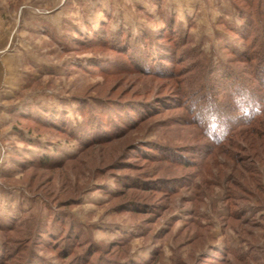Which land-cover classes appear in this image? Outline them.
<instances>
[{
  "label": "rangeland",
  "instance_id": "374dc122",
  "mask_svg": "<svg viewBox=\"0 0 264 264\" xmlns=\"http://www.w3.org/2000/svg\"><path fill=\"white\" fill-rule=\"evenodd\" d=\"M236 1L0 0V221L16 220L0 230V241L18 251L49 225L60 231L51 221L56 208L68 210L113 258L144 262L156 251L150 264H264V135L249 138L244 151L225 145L239 161L222 147L215 152L203 130L210 133L209 109L198 99L207 92L180 91L184 70L169 77L145 72L120 47L88 49L77 42L80 33L93 37L90 25L103 23L129 29L132 38L143 29L162 33L165 11L184 24L190 46L203 54L198 60L228 59L224 44L236 42L231 30L245 19ZM258 4L264 9V0H256L255 11ZM117 62L125 65L115 70ZM151 66L145 63L152 71L164 67ZM101 101L109 112L120 108L113 102L126 107L132 101H151L157 110L116 138L86 146L50 117L42 119L50 108L77 122L81 104L95 108ZM142 141L165 145L174 161L188 165L146 160L133 149ZM41 157L63 163L26 164ZM123 176L138 178L137 184L121 187ZM167 181L177 184L167 190L175 184ZM124 234L132 235L126 245L110 246ZM36 252L57 263L56 245L38 244Z\"/></svg>",
  "mask_w": 264,
  "mask_h": 264
},
{
  "label": "trees",
  "instance_id": "16d2710c",
  "mask_svg": "<svg viewBox=\"0 0 264 264\" xmlns=\"http://www.w3.org/2000/svg\"><path fill=\"white\" fill-rule=\"evenodd\" d=\"M254 1L256 0L236 1L239 13L245 19L240 27L230 29L236 38V42L224 44L223 49H225L228 59L220 55L217 59L208 56L198 60L197 57L199 58L203 54L198 56L190 46V36L185 34L184 24L177 21L175 15L165 11L163 14H165L164 18L168 24L162 33L143 29L137 37L132 38L129 29L120 27L118 30H113L108 23H103L99 28L89 26L93 32V37L90 39H84L86 38L83 37L85 35L79 32L82 37L77 42L86 48L88 47V49L95 47L117 50L120 47L123 50L121 53L128 55L133 66H138L140 70L145 72H157L161 76L169 77L184 70L180 91H183L185 87L188 89L187 91H192L190 86H196L207 92L200 96L196 93L195 95L199 96L198 99L205 100L204 104L209 109L208 116L212 120V124L208 126L210 133L206 129L203 130L214 141L212 144L215 152L217 149L221 150L222 147L225 149V153L230 152V156L239 161V154L227 150L225 145L232 144L244 151L249 138H253V135H264V131L261 130L264 127V84H261L264 82V9L258 4L255 11ZM257 1L260 3V0ZM177 24L178 29L176 28ZM160 39L167 45H162ZM98 61H101L104 68L110 67L108 66L110 64L106 62L107 60ZM145 63H150L151 67L155 64H162L164 67L152 71L145 67ZM123 64L125 65V63ZM123 64L117 62L113 68L118 70L124 66ZM252 69L253 71H251ZM205 74L206 79L204 78ZM257 81H261L260 84ZM107 104L101 101L94 104L95 108L86 103L81 104L82 106H79L77 111L80 112L82 120L77 122H73L67 112L55 111L50 108L43 109L45 115L42 119H47L44 118L45 116L50 117L49 119L54 121L53 123L57 125L60 131L73 136L76 141H83L86 146L116 138L125 130L135 128L157 110L151 101H132L129 104H124L126 107L120 105L121 103L115 104L113 102L117 108L118 106L120 108L111 112H109ZM260 145L264 146V143ZM260 145H258L257 150H261ZM133 149H136L135 152L141 150L148 161L172 160V162L188 165L187 161H174L173 156L168 152L170 148L163 144L142 141V146ZM62 163V160L54 157H41L35 161H26V164L31 166L38 164L43 168L55 167ZM137 179L123 176L117 183L121 187H131L132 183L137 184ZM167 182L168 185L175 183L171 187L170 185L167 186V190H172L177 184L175 181ZM120 186L113 194L121 189ZM53 210L55 213L52 214L51 221L58 224L61 230H53L49 225L34 234L33 237H37L38 240L33 238L29 241L30 244L28 241L21 243L23 245L19 244L18 251L9 249L8 241H0V263L3 260L10 262L11 259L19 256V264H49L45 258H41L37 254L36 245L38 244L52 248H55L56 245V264H105L106 262V264H150L157 253L155 251L144 262L125 261L120 257L113 258L112 255H105L102 246L90 238L82 229V225L70 215L68 210L56 208ZM15 222L13 217H9V222L0 221V230L6 231L13 228ZM131 236V234L117 236L119 241L113 240L110 246L126 245L128 240L132 238ZM80 247H83V250L77 253V249ZM94 257L96 258L92 261L91 259Z\"/></svg>",
  "mask_w": 264,
  "mask_h": 264
}]
</instances>
